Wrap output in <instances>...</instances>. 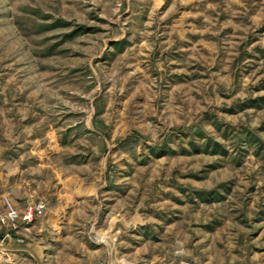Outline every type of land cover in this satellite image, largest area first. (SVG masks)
<instances>
[{
    "label": "rangeland",
    "instance_id": "obj_1",
    "mask_svg": "<svg viewBox=\"0 0 264 264\" xmlns=\"http://www.w3.org/2000/svg\"><path fill=\"white\" fill-rule=\"evenodd\" d=\"M27 244L264 264V0H0V264Z\"/></svg>",
    "mask_w": 264,
    "mask_h": 264
},
{
    "label": "crops",
    "instance_id": "obj_2",
    "mask_svg": "<svg viewBox=\"0 0 264 264\" xmlns=\"http://www.w3.org/2000/svg\"><path fill=\"white\" fill-rule=\"evenodd\" d=\"M60 141H62V137H59L58 138ZM65 141H67V140H65ZM119 143V142H118ZM113 144V143H112ZM116 144V143H115ZM115 144H113V145H111V144H109L108 146L110 147V148H112L113 146L115 147L116 145ZM64 190L65 191V196L64 195H62L61 193H59L58 194V190H57V192L55 191V199L57 200V201H60L61 200V198L62 197H67V196H74V195H72V192L70 191V190H72V189H74V190H76V193L77 194H80V195H76L75 196V198H81V197H84L85 195H84V192H82V189H81V187H78V188H72V186L70 187V188H68V185H66L64 182H63V185L61 186V190ZM75 193V192H74ZM83 193V194H82ZM82 194V195H81ZM43 198H41V200H39V202H44L45 204H46V208H47V206L49 205V204H52V202L55 200L54 198H52V197H49L48 199H43ZM66 202L68 201V197L66 198V200H65ZM32 202H34V201H32ZM58 203H60L61 204V202H58ZM46 212H47V209H46V211H45V214L43 215V218L46 216ZM53 223H55V222H53ZM17 252H21L23 255H25V257H28V258H30L33 262H35V263H37V264H40V262L42 261V256H43V249L42 248H37V247H35V246H33V245H30V244H27L25 247H22V248H18L17 250H16Z\"/></svg>",
    "mask_w": 264,
    "mask_h": 264
},
{
    "label": "built area",
    "instance_id": "obj_3",
    "mask_svg": "<svg viewBox=\"0 0 264 264\" xmlns=\"http://www.w3.org/2000/svg\"><path fill=\"white\" fill-rule=\"evenodd\" d=\"M45 211L46 204L44 202H40L37 205L29 204L22 214H19V212L8 205L6 213L2 215L1 218L3 223L10 222L16 227L39 219L45 214Z\"/></svg>",
    "mask_w": 264,
    "mask_h": 264
}]
</instances>
